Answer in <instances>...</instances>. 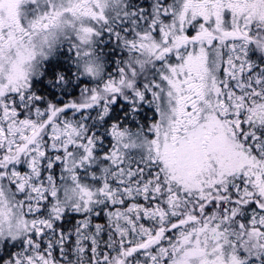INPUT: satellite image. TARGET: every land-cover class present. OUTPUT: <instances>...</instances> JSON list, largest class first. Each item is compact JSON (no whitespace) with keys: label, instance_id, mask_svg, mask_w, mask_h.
<instances>
[{"label":"snow or ice","instance_id":"snow-or-ice-1","mask_svg":"<svg viewBox=\"0 0 264 264\" xmlns=\"http://www.w3.org/2000/svg\"><path fill=\"white\" fill-rule=\"evenodd\" d=\"M0 264H264V0H0Z\"/></svg>","mask_w":264,"mask_h":264}]
</instances>
